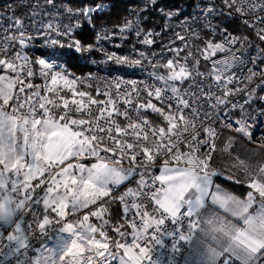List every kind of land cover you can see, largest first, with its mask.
<instances>
[{
  "label": "snow or ice",
  "instance_id": "snow-or-ice-1",
  "mask_svg": "<svg viewBox=\"0 0 264 264\" xmlns=\"http://www.w3.org/2000/svg\"><path fill=\"white\" fill-rule=\"evenodd\" d=\"M45 5L52 11L31 5L29 23L8 5L11 23L3 27L0 22V264L12 258H17L15 264H163L142 246L150 240L163 246L161 232L178 234L179 241L191 245L195 259L185 257V264H264V166L256 172L244 166V179L213 166L222 130L232 129L251 140L249 121L254 124L257 117L249 109L264 116V105L253 107L256 100L264 101L257 92L264 91V49L248 62L255 70L246 67L242 77L230 73L234 63H244L235 51L247 46L248 37L209 19L239 16L264 42V26H258L264 25V16L248 19L264 12V0H200L195 16L190 13L183 20L182 9L145 0L144 8L164 17L162 31L172 32L164 45L172 58L153 65L165 72L150 74L162 86L120 77L80 78L69 72L66 65L78 66L82 57L77 54L84 52L102 51L105 62L127 67H141L148 56L144 51L139 58L117 55L73 36L80 21L91 23L93 12L105 9L103 4L69 7L45 0ZM129 14L136 19L124 17L121 38L134 29L142 37L139 43L154 45L161 32L142 27L148 17L139 7ZM42 15L49 19H40ZM201 17L210 33L207 39L188 23ZM170 20L183 25L193 41L167 23ZM38 38L46 49L41 56L31 51ZM101 39H108L106 32L96 36ZM176 41L182 46H175ZM218 53L226 55L214 59ZM202 61L211 67L201 71ZM37 78L42 83H34ZM92 80L105 82L103 90L95 89L96 97L88 91ZM142 93L147 101L141 102ZM234 96L244 103L233 102ZM237 108L238 127L233 128L234 113L224 109ZM145 109L158 114L164 126L146 119ZM89 158L95 162L87 163ZM157 161H162L159 174L153 172ZM217 176L250 190L241 198L216 183ZM125 182L134 186L115 195ZM117 202L123 222L112 225L111 235L105 217ZM28 215L31 220L26 221ZM166 222L175 227L168 230ZM51 231L56 232L52 247L32 249V238H51ZM173 251H179L175 244ZM168 264L176 262L170 258Z\"/></svg>",
  "mask_w": 264,
  "mask_h": 264
},
{
  "label": "built area",
  "instance_id": "built-area-1",
  "mask_svg": "<svg viewBox=\"0 0 264 264\" xmlns=\"http://www.w3.org/2000/svg\"><path fill=\"white\" fill-rule=\"evenodd\" d=\"M79 1L84 2L87 0H79ZM89 1L95 2V4H93L94 6L96 4H103L106 6L103 11L93 12L92 18H94L96 15H103L109 10V5L106 1H102V0H89ZM127 1H131V0H127ZM133 1L136 2V7H139V8L144 7L145 0H133ZM166 1H172V0H162V2H166ZM216 2L219 3V0H216ZM37 3H39L42 6L43 12L52 11L51 6L45 5V0H18V2L16 0H4L3 5H2L3 6L2 7L3 18L0 19V22H2L3 27L9 26L11 21H9L7 17L13 15V12L8 10V8H7L8 5L12 6L16 16H24L25 17V23H29V20L27 19V15L30 12L31 5L37 4ZM55 3L57 5L64 4V5H67L69 7H72L70 2L65 1V0H55ZM198 3H200V0H192L190 7L188 5H183L182 8H179V9H182V11H183V15L180 16V20H183L190 13L193 16H195L194 9L196 8V5ZM18 5H20L23 8V11H21L19 9ZM86 6H89V5L80 6V7H86ZM171 9L176 10L177 8H171ZM61 11H62V9H61ZM256 16H264V12L257 11L252 16L248 17V19H255ZM40 19H43L46 21L47 19H49V17L46 15H42L40 17ZM209 19L212 20V23L214 25L219 26V20H220L219 18L213 19L210 17ZM228 19L229 20H237L242 25H244L239 16H234V17H231ZM148 20H149V17L146 21H148ZM146 21H145V23H146ZM68 22L69 21L67 19H63V23L67 24ZM73 22H75V21H73ZM145 23L142 25V27H144L146 29ZM167 23L173 24L176 31L181 32V34L185 35L188 38L189 43H191L193 41V37L190 36L186 30H184L183 25L179 24L177 21H174V20L167 21ZM188 23L191 24L192 27L197 32H200L201 36H203L204 34L210 35L209 30L203 28V25L205 23L203 17H201L195 23L193 22L192 19H189ZM80 24H81L80 29H78L76 32H74L73 36L77 39H81L83 43H85V44H97L99 47H102L103 49H107V51L110 53H115L117 55L132 56L135 58H139L138 53L140 51H144L145 54L148 56V59H146L143 62V65L141 67H127V66H123V65H116V64L112 63L111 61L105 62L106 58L104 57L102 51L84 52L81 54H77V55L82 57V59L80 60V65L84 69V71L81 72L79 74V76H77V77L85 78V77H88L91 75L93 77H106L108 80H112L115 77H120L125 81L137 80V81H143L147 84H154L155 83V84H157V86H162L163 82L162 81L161 82L155 81L151 77L150 74L154 71L159 72V73H164L165 72L164 68H162V67L154 68L153 65H155L157 63H159V64L166 63L167 60L171 59L173 56V53L166 51L164 48V45L168 44L169 38L172 37L171 31H162V29L160 31H156L155 29H152L155 32H161V36L156 38L157 42L154 45L148 47V46H145V45L138 42L140 39H142V37H137L135 35L134 29L126 31L124 33V37L122 39L120 34H119V28L122 25L112 26V25L102 24V25H99L98 27H92V29H91L92 31L88 32V30L85 29L84 27L88 24L92 26V22L89 23L88 21L82 19L80 21ZM258 26H264V25H258ZM248 28H250V27H248ZM227 31L230 33H233L234 35H242V36L248 37V44L246 47L242 48L240 51H235L236 48H240V45L238 44V45L234 46V48H233L236 56H238L240 58V60L243 61L244 63L243 64L234 63L233 67L230 69V73H235L238 77H242V76L246 75V72L244 71V69L246 67H252L255 70L256 65L250 64L248 62L251 58L256 57L261 49H264V42L260 41L259 39L254 38V37H251L247 34L236 33L235 31L230 30V29H227ZM105 32L107 33L108 39H101V40L97 41L96 36L99 35V36L103 37L105 35ZM88 35L90 36V38H87ZM35 43H36V46L34 47L35 51H37V50H40L42 52L46 51V49L43 47V40L42 39L38 38ZM197 43H199V41H197ZM175 46H182V44L180 41H176ZM152 53H155V55H152ZM183 54L184 53H182V55ZM225 55L226 54H224V53H218L217 56L214 57V59L223 58V56H225ZM205 65L207 68L211 67V64L208 62H206ZM206 67H203V61H202V65H201L200 70L205 71ZM90 82L92 83L93 87L91 89H88V91L92 92L93 96L96 97L97 93H96L95 89L97 87H100V89L103 90L104 86H105V82L101 81V80H92ZM209 82H211V81H209ZM34 83L39 84V83H42V81H39V78H37L34 81ZM239 86L243 87V84H240ZM85 87H86V85H85ZM124 87H126V85H124ZM141 87H142V85H141ZM257 92L259 93V95L264 96V91H262L261 89L257 88ZM68 98L70 100L73 98L71 93L68 94ZM75 98L79 99L78 96ZM98 98L99 99H106V97H98ZM148 99L149 98L147 97V95L142 93V101L141 102L147 101ZM232 101L238 102L241 104L244 103V100L240 96L232 97ZM152 103L157 104L158 107L160 106L159 102L156 101L154 97L152 98ZM261 105H264V101L256 100L253 107L259 108ZM223 107H224L223 105L220 106V108H223ZM121 108H123V105H121ZM224 111L225 112L231 111L234 113V115L232 117L233 128L238 127V125L235 124V119H237L239 117V108H237V109H224ZM249 111L252 113V115H255L257 117L254 124L251 120L249 121V124L251 125L249 130L252 134L251 140H249L243 134L237 133L232 129L222 130L220 134L228 133V134H232V135L243 136L244 139L247 141V143L264 149V116L259 115L258 112H252V109H249ZM143 114H144L146 119H148V120H150L156 124H159V126H164V122L162 121V118L158 114L153 113L151 111V109L143 110ZM152 115L156 116L158 118V120H154L151 117ZM120 123L121 124L124 123V120L122 118L120 119ZM213 155H214V153H213ZM91 159L95 160L94 158H91ZM122 163L124 164L125 167L128 166L127 160L122 161ZM156 164H157V166L153 169V172L155 174H158V169L162 165V161H157ZM137 179H138V177H137ZM131 186H134V185L130 184L128 182L125 183V185H122L120 188L117 189L115 195H119V193L124 191L126 189V187H131ZM39 208L42 210L43 205L41 204L39 206ZM54 215L55 214H53V216ZM73 218H75V217H73ZM25 220L26 221L31 220V216L30 215L26 216ZM54 227L58 228L59 225H55ZM162 227H164V226H162ZM174 227L175 226H173L171 223L166 222V228L168 230H171ZM151 231L152 230H149L150 235H151ZM181 231H185V234H186V229H181ZM6 235H7V230H5V236ZM49 235L51 236V238H48V237H42L41 238V237H39V235H37L35 238H32L30 240V243L32 245V249H36V248H38V246L40 244L46 243L49 240H51L53 237H55L56 232L51 231ZM159 236H160V239L163 241V246L156 245L151 240L149 241L148 245L142 244V246L149 247L151 249L152 258L153 259L160 258L163 261V264H168V260L170 258L174 259L176 264H182L183 256L187 252L190 244H188L187 242H184V241H179V235L178 234L176 236L170 237V236L166 235L164 232H161L159 234ZM4 243H7V241L5 240ZM174 244L179 249V251H173V245ZM135 250L137 252L139 251L138 249H135ZM29 255L30 256L35 255V252L32 250H29ZM15 259H17V258H12L11 260L7 261L6 264H15ZM143 264H149V262L147 260H145L143 262Z\"/></svg>",
  "mask_w": 264,
  "mask_h": 264
},
{
  "label": "trees",
  "instance_id": "trees-1",
  "mask_svg": "<svg viewBox=\"0 0 264 264\" xmlns=\"http://www.w3.org/2000/svg\"><path fill=\"white\" fill-rule=\"evenodd\" d=\"M4 0H0V13H2V5H3ZM18 2V0H16ZM70 2L72 7H80V6H85V5H90V4H95V2H91L89 0L87 1H79V0H65ZM106 1L109 5V10L103 14V15H96L94 18H92V26L91 25H86L84 28L88 30V32H91L92 27H98L99 25H112V26H119L123 24L124 17H128L130 20H134L136 18L135 15H130V11L135 9L136 7V2L131 0H102ZM192 0H172V1H166L163 2L168 5L169 8H182L183 5H188L190 7ZM19 6V9L23 11V8ZM137 8V7H136ZM141 10V15L149 17V20L146 21V29L147 30H152L155 29L156 31H160L164 24L166 23L164 17H162L157 11L155 10H148L144 7L140 8ZM3 18V15H0V19ZM219 27L220 28H227L230 30L235 31L236 33H242V34H247L251 37H254L256 39L257 36L255 35V32L251 29L246 27L245 25H242L239 21L237 20H229L225 19L223 21L219 20ZM209 37L208 34H204L202 38L207 39ZM87 38H90L88 35ZM216 39L219 40L220 37L217 34ZM34 48H32V53L35 54V56H41L44 52L37 50L33 51ZM206 62L203 61V67H205ZM68 71H73L75 74L81 73L84 71L83 67L80 65L78 66H68ZM39 81H41L39 79ZM154 120H158L156 116H151ZM228 134V133H226ZM231 135V134H229ZM240 136V135H236ZM243 137V136H240ZM244 139V137H243ZM244 141L247 143V141L244 139ZM249 144V143H247ZM251 145V144H249ZM253 146V145H251ZM228 188L231 190L235 191L236 193L239 194H244L240 188L243 186L240 184H233L229 182L222 181ZM107 219H109V226L107 230L109 231L110 234L114 235L115 233L112 231V225L123 222V215H122V205H120L118 202L114 203L110 206L109 213L106 215ZM99 224V221H97ZM123 230V229H122ZM129 230V229H128Z\"/></svg>",
  "mask_w": 264,
  "mask_h": 264
},
{
  "label": "crops",
  "instance_id": "crops-1",
  "mask_svg": "<svg viewBox=\"0 0 264 264\" xmlns=\"http://www.w3.org/2000/svg\"><path fill=\"white\" fill-rule=\"evenodd\" d=\"M229 138H232L230 146H228ZM216 145H217V151L213 155V166L217 169L224 170L226 174L233 173L238 178L244 179V172H243L244 166H246L252 172H256L258 171L259 167L264 166V149L247 144L244 141L243 137L222 133L220 134L219 139L216 140ZM226 147H227V151H223L222 149ZM240 161L244 162L243 166L240 165L239 163ZM86 162L93 163L95 162V160L89 158V160ZM160 167L158 169V174L160 171ZM214 180L216 181V183L221 184V186L224 189L230 192H233L234 194H236L237 196H240L241 198H244L246 196L247 191L250 190L247 188L246 185L240 184L243 186L242 188H240L241 191L244 193L242 195L228 188L222 181L233 183V184L234 182L226 181L222 177H219V176L214 177ZM83 211H87V210H83ZM90 222L97 223V220L93 217H90ZM55 237H53L51 240H49L46 243L40 244L38 248H40L41 245H43L44 247H52L55 241ZM130 238L131 237L129 236L128 237L129 241H130ZM185 257H188L190 260L195 259V255L191 250V245H189L187 252L183 256L182 264H185Z\"/></svg>",
  "mask_w": 264,
  "mask_h": 264
},
{
  "label": "rangeland",
  "instance_id": "rangeland-1",
  "mask_svg": "<svg viewBox=\"0 0 264 264\" xmlns=\"http://www.w3.org/2000/svg\"><path fill=\"white\" fill-rule=\"evenodd\" d=\"M90 5L94 7L93 4H90ZM66 67H68V66L66 65ZM70 72H73V71H70ZM79 74H80V73L76 74V76H79ZM130 240H131V238H130ZM114 264H115V262H114Z\"/></svg>",
  "mask_w": 264,
  "mask_h": 264
}]
</instances>
